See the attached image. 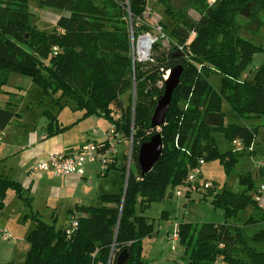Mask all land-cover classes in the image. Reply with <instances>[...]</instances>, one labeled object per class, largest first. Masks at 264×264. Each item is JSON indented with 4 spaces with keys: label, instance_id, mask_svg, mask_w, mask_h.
I'll use <instances>...</instances> for the list:
<instances>
[{
    "label": "trees",
    "instance_id": "16d2710c",
    "mask_svg": "<svg viewBox=\"0 0 264 264\" xmlns=\"http://www.w3.org/2000/svg\"><path fill=\"white\" fill-rule=\"evenodd\" d=\"M28 4V0H0V91L13 72L26 76L39 89L36 99L40 103L60 105L63 98L71 100L83 117L101 116L115 132L131 138L132 151L124 192L102 195L98 206L70 210L71 217L78 213L71 236L34 213L24 216L35 225L25 238L29 248L22 264H106L112 247L111 264L122 251L127 253L122 264H147L142 241L153 233V224L147 223L142 212L150 203L170 197L169 190L183 185L199 160L203 164L218 162L230 173L258 133L259 125L246 123L264 124V62L255 68L251 79L244 74L253 56L264 54V47L239 36L242 26L237 21L247 22L245 29L252 34L264 27V0H212L210 4L185 0L181 9L173 7L174 0H157L173 23L170 34L177 41L173 50L180 57H172L171 52L159 54L143 67L132 63L129 39L130 25L134 35L148 31L143 25L142 0H39L41 8L67 14L58 17L50 32L31 23ZM187 10L196 17L190 18ZM191 33L194 37L190 39ZM177 65L182 73L164 123L152 128L150 118L163 93V87L157 86L160 69ZM211 72L219 75L218 90L208 81ZM123 94H127L125 106L120 100ZM223 103L242 123L224 124ZM41 115L47 119L45 138L68 129L58 124L52 112L43 109ZM19 118L20 114L7 106L0 107V131ZM156 133L161 137V154L153 168L141 176L138 147ZM215 133L229 145L240 140L243 150L219 153ZM237 182L238 191L207 190L213 194V209L222 212V223L178 224L179 244L189 264H215L218 260L264 264V251L249 244V240L264 242V229L248 238L235 224L248 207L252 211L242 225L264 223V210L253 198L254 179L248 172L238 175ZM199 188L194 185L192 192ZM7 191L30 208L31 198L24 196L21 185L0 177V211ZM137 206L142 209L139 213Z\"/></svg>",
    "mask_w": 264,
    "mask_h": 264
},
{
    "label": "rangeland",
    "instance_id": "374dc122",
    "mask_svg": "<svg viewBox=\"0 0 264 264\" xmlns=\"http://www.w3.org/2000/svg\"><path fill=\"white\" fill-rule=\"evenodd\" d=\"M39 0H28L29 4V12L31 14V23L36 26L40 31L50 32L55 25L58 17L62 14L59 11H54L50 9L41 8L38 4ZM141 2V0H138ZM185 0H174L173 7L175 9L182 8L183 6H179L183 4ZM144 8L149 7L150 13L149 16L143 13V25L147 28L148 22L150 26L154 22H158L161 26L164 25L166 28V24L169 25V28H166L164 31V36H166L163 40H158L153 46L151 51V61L155 59V57L159 54H167L168 52L176 53L177 50H173L175 48V43L177 42L175 37L170 34V27L173 26L171 20L167 19L164 13L162 12L161 5L157 4V0H142ZM212 0H207V3L210 4ZM188 11V10H187ZM188 16L190 18H195L196 14L193 11H188ZM151 21V22H150ZM238 25L242 26L241 29L238 30V35L251 40L256 45H261L264 47V27L258 29V31L252 34L249 30H246L247 22L243 20H239ZM261 21H264V16H261ZM142 24V23H141ZM254 26L252 25L251 28ZM149 30V28H148ZM152 28H150V31ZM145 33V31L140 34ZM139 34V33H138ZM147 34V33H146ZM152 37L155 34L152 31L149 33ZM136 38L138 35H134ZM194 37V33L190 34V39ZM129 39L131 42V35L129 34ZM187 43L189 42L186 41ZM185 42V43H186ZM184 43V44H185ZM156 47V48H155ZM155 48V49H154ZM164 57V56H163ZM264 62V54L259 53L253 56L252 62L245 70L244 74L251 79L253 71L255 68L261 63ZM148 63V64H149ZM144 66V65H140ZM255 72V71H254ZM248 73V74H247ZM208 81L212 85V87L216 90L219 89V75L215 72H211L208 78ZM18 89H15V88ZM9 89V90H7ZM8 91V92H3ZM15 92V95L13 94ZM37 92L40 93L39 89L30 81L26 76L20 75L16 72H13L10 75L8 85L6 84L1 88L0 91V101H9L16 102L20 105L19 111L22 112L24 109V115L26 122L21 124V126H25L28 124V129L30 132L41 133L44 131V128L47 124V119L41 115L43 109H46L53 114L56 115L58 124L61 126H68L71 119H74L73 122H77V125L72 127L69 131L63 134L64 138L69 136H73L74 140H78L75 138L78 136V133H84L86 128H89V124L95 125V121L97 117H94L93 120H79L77 118L81 116L79 111L75 110V104L69 99H61L59 104H45L46 101L39 102L37 100ZM16 98V99H15ZM17 98H20L18 100ZM120 100L122 101V105L125 106L127 104V94H123L120 96ZM38 101V103H36ZM222 111L224 113V124L236 123L240 124L238 118H236L229 107L223 103ZM104 122V121H103ZM257 124L259 125L257 136L254 139V145L256 150H258L257 156H251L248 152L244 151V154L240 157L238 164L234 167V169L230 173H225L223 168L219 165L218 162H206L204 165L199 167L200 174L197 175L195 183L197 182L200 186L202 182H209L211 184V189L214 188L215 193L221 192L223 189L229 191H238L239 185L237 182L238 175H244L245 173H251L252 178L254 179L255 185L258 184L261 180L260 178H255L254 171L256 169V163L264 160V124H260V122L248 121L246 124ZM17 124H15L16 126ZM96 129L99 133L100 126H92V128ZM216 143L218 145L219 153L223 154L227 151L236 152V147L229 145L225 142L223 136L219 133L213 134ZM21 137V136H20ZM98 137V136H97ZM6 138H11V133L6 132ZM22 139V137H21ZM125 144L121 145L118 148V163L117 168L115 170H110V172L104 176L103 174H99L97 169L98 165L95 163H91L86 166V173L83 180H80V184L73 190L72 199H81V201L87 206H98L100 205L99 198L101 195H114V194H122L124 192V185L126 183V176L122 177V170H118L120 168L122 161L119 158V154L121 152H125L127 157L128 154V138ZM116 146V143H115ZM261 159V160H260ZM123 160V159H122ZM122 166V165H121ZM195 171V170H194ZM191 171L190 174L194 173ZM126 173V169H125ZM180 189L179 186H176L169 190L171 194L170 197H165L161 202H153L142 212V215L147 219L149 223L153 224L154 228L157 229L158 225L166 226L158 231V235H152L151 237L143 239L142 242V253L143 259L147 262V264H189V260L187 256L184 255L183 248L180 244H172L170 240H168L169 231L171 224L170 222L178 221L186 222V223H222L224 221L223 215L220 209H213L210 204L212 199V192H207L202 187L198 189L196 193H191L190 197L187 199L180 197L176 198L174 193L175 190ZM14 195L12 192H9L7 198L5 200L7 210L5 214H10V223L8 227L12 233V239L6 243L0 242V250H2V254H0V264H6L12 262L13 264H22V260L24 255L18 253L17 249H13V242H21L24 240L23 236L27 233L28 229H30V221L27 219L23 224L21 218L16 217V215H21V209L16 205H11L10 200H14ZM189 200V201H188ZM77 201V200H76ZM186 202V203H185ZM185 204V205H184ZM22 205H20L21 207ZM23 212L27 213L28 210L22 206ZM140 206H137V212H141ZM35 209V208H33ZM251 208L248 207L244 212L240 213L235 221V224L238 225L241 229L243 236L250 238L253 234L258 231L264 229V223H257L253 225H242L243 221L248 217ZM39 213H43L44 211L39 210ZM163 211L167 212L166 219L162 218L161 214ZM252 211V210H251ZM165 214V213H164ZM169 220V223L165 221ZM29 221V222H28ZM63 222V218L59 216L57 225H61ZM167 231V234H166ZM172 231V230H171ZM170 231V236H171ZM169 236V239H170ZM250 246L254 247L257 251H264V242L253 243L249 240ZM202 264H209L204 262ZM220 264H224L220 262Z\"/></svg>",
    "mask_w": 264,
    "mask_h": 264
},
{
    "label": "crops",
    "instance_id": "0c3cea01",
    "mask_svg": "<svg viewBox=\"0 0 264 264\" xmlns=\"http://www.w3.org/2000/svg\"><path fill=\"white\" fill-rule=\"evenodd\" d=\"M15 89L18 88L16 87ZM3 92H8V91H3ZM13 94L15 95V92ZM17 99L20 100V98ZM36 103H38V101ZM6 106L7 109L19 113L20 118L12 120L10 124L4 130L1 131L3 134V138L2 141L0 142V177L19 183L23 189L24 196H28L31 198V205L30 208H26L24 203L20 199H18L12 191H7L5 200L7 198L8 193L12 192L15 198L14 200H10L11 205H16L17 209L18 208L21 209V213H20L21 215H16V217L21 218L23 224H25L24 222L26 221L23 219L24 216H30L31 213H34L38 216V218H40L42 221L46 223L54 222L55 228L65 229V227L68 224V219L69 217H71V215H69V211L72 210L74 207L87 206L81 201V199H76L77 201L75 199H72L73 196L72 195L70 196V194L71 193L73 194V190H75L76 187H78V185L80 184V180L84 179L86 173V166L89 164L85 165L84 174L81 177L76 175L54 176L49 171L34 172L32 171V168L36 164L45 160L48 154L52 152L71 153L77 151L83 144L89 141L100 142V143L106 142V138H107L106 132L110 129L111 124L101 116L92 115L89 117H83V113L80 112L81 116L77 118V121L86 120V119L93 120L94 117H97V120L95 121L96 123L95 125L89 124V128H86L84 133L82 132L78 133V136L75 137L78 138V140H74L73 136H69L67 138H64L63 136L64 133H66L72 127L77 125V122H73L74 119H71V121L68 123L70 125L62 126V127H68V129H66L64 132L43 139L42 137L46 136L45 128L43 132L41 131V133H36V132H30L29 130H25L28 129L29 127L28 124H26L25 126H21V124H24V122H26L24 110H29V109H24L22 112H20L18 110L20 105L18 103L12 102L11 100H9L8 102L0 101L1 108H4ZM15 124L17 125L15 126ZM92 126H100L101 128L99 129L100 130L99 133L96 131L95 127L92 128ZM8 131L11 133L12 139L6 138V132ZM93 132L96 133L93 134ZM115 135L117 142L115 146L116 154L114 156V161H115L114 168H110L106 171H101L100 164L94 162L95 164L98 165L97 169L99 171V174H103L104 176H106L110 172V170H115L117 168L118 148L121 145L125 144V142L127 141V139H125V137L121 133L116 132ZM20 136L22 137V139ZM257 151L258 150H256V147L253 142V144L251 145V150L250 151L247 150L245 152H248V154H250L251 156H257L258 155ZM119 158L122 161L121 163L122 166L120 165L119 166L120 168H118V170H122V168L125 167V162H126L125 152H121L119 154ZM257 163H261L262 167L255 166L256 167L254 171L255 178H260L261 180H264V160H261ZM262 185H264V181H259L258 184L255 185V191L257 192L258 187ZM192 193H196V192H192ZM256 195L257 194L255 193L253 197L254 199ZM256 202L258 203L260 209L264 210V194H261L260 200ZM20 205H22L28 210V214L22 213L24 208H22V206L20 207ZM6 210H7V206L5 203L4 208L0 211V227L12 233L8 228L10 227L9 226L11 220L10 214L6 215L5 214ZM39 210L44 212L39 213L40 212ZM251 210L249 214L251 213ZM163 212H165V214L163 216L161 215V217L162 218L165 217L166 219L167 212L166 211ZM76 215L78 216V213L75 214L74 216ZM59 216L63 218V222L61 223V225H57ZM165 222L169 223V220H166ZM174 222H170L171 224H169L171 230H172V224ZM29 223L31 224L30 229H28L27 233L23 236L24 240L21 242L12 243L14 246L13 249L14 250L17 249L18 253L24 256L29 248V245L28 243H26L25 238L27 234L34 228L35 225V223L31 221ZM147 223L149 222L147 221ZM179 223L180 221H178L177 224ZM160 224L158 225L157 229L154 228V231L151 234V236L158 235L159 233L158 231H161V229L163 230V228L166 227L163 225L161 226ZM170 231H169V236H170ZM169 236H168V240H169ZM177 244H179V241ZM2 252L3 251L0 250V254H2ZM220 262L221 261L218 260L215 264H220Z\"/></svg>",
    "mask_w": 264,
    "mask_h": 264
},
{
    "label": "built area",
    "instance_id": "2783aa9c",
    "mask_svg": "<svg viewBox=\"0 0 264 264\" xmlns=\"http://www.w3.org/2000/svg\"><path fill=\"white\" fill-rule=\"evenodd\" d=\"M144 13L149 16L150 8L146 7ZM151 22V21H150ZM149 30L143 34H139L137 38L133 34L132 27L130 25L129 34L131 35V42H130V55L133 64L145 65L151 61V51L152 46L158 41L163 40L166 36H164V31L162 26L156 21L151 24L148 22L147 24ZM150 28H152V33L155 34L154 37L149 34ZM147 33V34H146ZM145 38H149L150 42L146 43ZM162 72L161 81L157 84V86L163 87V82L167 79L170 69L163 70L160 69ZM116 118H119L118 116ZM96 132H93L95 134ZM115 129L113 126L106 132V142H86L83 144L77 151L71 153H64V152H52L48 154L47 158L42 162L33 166L32 171L40 172V171H49L54 176H68V175H76V176H83L84 174V167L86 164L90 163H99L100 170L106 171L110 165H114V156L115 152V143L117 142ZM3 134L0 131V142L2 141ZM45 138L44 136L42 137ZM129 146H128V154L126 157L125 168H126V178L129 171L130 163H131V151H132V141L131 138L128 139ZM232 146L236 147V151H242L243 146L240 140H234L231 144ZM251 150V147L248 149ZM198 166L193 169L194 173L188 175L185 179L183 185L179 186L180 189L175 190V197L185 198L187 193L191 194L193 191V186L198 184L195 183L197 175L200 174L199 167L203 165L202 161H198ZM257 167H262L261 163H256ZM199 185V184H198ZM200 186V185H199ZM204 190L211 189V184L209 182H202L201 186ZM255 200H260V195L264 194V185L259 186L256 192ZM77 228V221L75 216L69 217L68 224L65 227L66 236H71ZM12 239L11 234L8 230L3 229L0 227V242L6 243ZM170 242L172 244H177L179 241L178 237V224L174 222L172 224V231L170 236ZM113 247L111 248V253L108 258L106 264H111L113 259ZM102 264V263H97Z\"/></svg>",
    "mask_w": 264,
    "mask_h": 264
},
{
    "label": "water",
    "instance_id": "95a60500",
    "mask_svg": "<svg viewBox=\"0 0 264 264\" xmlns=\"http://www.w3.org/2000/svg\"><path fill=\"white\" fill-rule=\"evenodd\" d=\"M172 57H180L179 53ZM182 67L177 65L170 69L167 79L163 82V93L158 99L150 118L152 128H160L164 123L165 114L169 109V103L174 89L179 83ZM162 150L161 137L158 133L152 135L147 142L142 143L137 150V165L141 176L146 175L158 160ZM126 181V180H125ZM125 190V185H124ZM127 258V253L122 251L118 254L115 264H122Z\"/></svg>",
    "mask_w": 264,
    "mask_h": 264
},
{
    "label": "bare ground",
    "instance_id": "6f19581e",
    "mask_svg": "<svg viewBox=\"0 0 264 264\" xmlns=\"http://www.w3.org/2000/svg\"><path fill=\"white\" fill-rule=\"evenodd\" d=\"M145 42L149 43L150 42L149 38H145Z\"/></svg>",
    "mask_w": 264,
    "mask_h": 264
}]
</instances>
